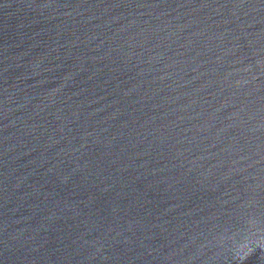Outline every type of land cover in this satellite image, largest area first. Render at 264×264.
Wrapping results in <instances>:
<instances>
[{
    "label": "water",
    "instance_id": "obj_1",
    "mask_svg": "<svg viewBox=\"0 0 264 264\" xmlns=\"http://www.w3.org/2000/svg\"><path fill=\"white\" fill-rule=\"evenodd\" d=\"M0 264H264V0H0Z\"/></svg>",
    "mask_w": 264,
    "mask_h": 264
}]
</instances>
